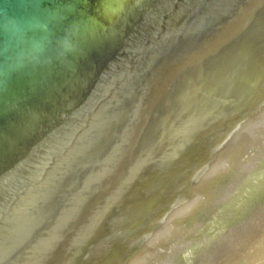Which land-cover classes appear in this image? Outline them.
Returning a JSON list of instances; mask_svg holds the SVG:
<instances>
[{
	"label": "water",
	"instance_id": "95a60500",
	"mask_svg": "<svg viewBox=\"0 0 264 264\" xmlns=\"http://www.w3.org/2000/svg\"><path fill=\"white\" fill-rule=\"evenodd\" d=\"M0 264H264V0H0Z\"/></svg>",
	"mask_w": 264,
	"mask_h": 264
}]
</instances>
